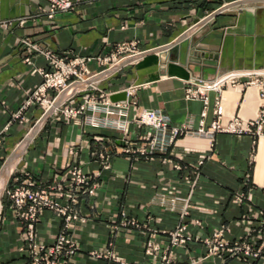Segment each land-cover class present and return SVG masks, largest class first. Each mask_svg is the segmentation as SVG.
I'll list each match as a JSON object with an SVG mask.
<instances>
[{"label": "crops", "instance_id": "1", "mask_svg": "<svg viewBox=\"0 0 264 264\" xmlns=\"http://www.w3.org/2000/svg\"><path fill=\"white\" fill-rule=\"evenodd\" d=\"M70 1V12L47 21L45 0H0V22L12 23L0 29V173L15 159L4 187L0 182L1 195L14 179L40 188L65 184L68 169L76 166L93 195L79 196L72 207L77 220L68 235L76 253L68 264H245L239 256L213 253L211 236L222 231L220 240L229 244L247 236L257 240L264 221V126L261 136L181 134L163 151L141 156L134 151H147L152 132L133 119L154 110L170 126L192 132L216 116L255 120L260 99L256 87L243 85L249 79L204 92L205 103L188 99L186 91L230 72L264 70V0ZM20 19L25 23L18 26ZM22 40L64 60L107 56L116 44L136 42L142 53L133 63L122 60L113 74L95 81L104 93L130 89L125 131L90 126L85 116L59 118L46 121L23 153L15 154L40 110L32 103L20 121L12 116L41 81L35 68H49ZM85 66L89 74L106 68L93 60ZM97 95L86 92L72 105L88 97L99 104ZM5 202L0 264H26L21 228ZM177 226L189 240L171 246L167 233ZM61 228V218L43 211L35 239L49 245ZM253 264H264V248Z\"/></svg>", "mask_w": 264, "mask_h": 264}, {"label": "built area", "instance_id": "2", "mask_svg": "<svg viewBox=\"0 0 264 264\" xmlns=\"http://www.w3.org/2000/svg\"><path fill=\"white\" fill-rule=\"evenodd\" d=\"M46 9L43 18L51 21L57 14L68 13L72 10L73 4L70 0H45ZM242 1V0H237ZM226 5V4H223ZM25 23L24 19L16 22L18 26ZM11 22H0V29L7 30ZM21 44L33 52L41 54L45 62L49 65L47 70L35 68L36 74L40 77V83L27 95L17 112L12 116L14 120L20 121V114L26 110L30 104L35 103L40 110L37 120L45 117V121H55L59 118L63 120L74 119L85 116L90 126L102 124L110 126L115 131L123 133L126 122L122 119L126 116V109L129 106L127 97L130 89L125 88L110 93L100 91L95 84L97 78L105 79L113 74L116 65L122 60L133 63L142 52L136 50L137 43H120L112 47L107 56H97L91 58H72L69 60L60 59L50 52H42L32 46L27 40H22ZM93 60L97 64L105 65L106 68L94 74H89L86 64ZM26 65L31 63L25 59ZM32 66V65H31ZM237 78L249 79L244 82L245 86H252L258 89L260 103L258 114L255 120L241 122L236 118L222 121L218 116L207 127L199 122L195 131H190L187 126L172 127L167 121L154 110H142L134 119L133 123L137 127L148 128L152 134L148 140V147L134 152L145 156L146 154L161 152L171 144V142L181 134L194 135L196 137L211 138L213 134L224 133L231 135L261 136L264 126V70L249 72H230L215 82L203 84L195 90H187L188 99L201 98L205 103L204 92L213 91L218 93L227 84L233 85ZM88 81V82H87ZM79 87L74 89L75 87ZM97 92L98 103L90 100V97L83 98L78 105L73 106L76 98L86 92ZM125 92V100L110 103L108 97ZM52 108L49 114L45 115L46 108ZM89 115H86V113ZM97 113L102 117L96 118ZM45 115V116H44ZM114 116L115 118H112ZM203 116V114H202ZM126 139H129L125 134ZM128 153V150H125ZM102 158L101 155H99ZM93 195V187L89 184L88 178L81 173L79 168L72 166L67 171L65 184H53L49 187H35L32 182L26 180L17 182L5 191V196L9 200L10 207L16 222L21 228L23 235V251L26 253V264H68L76 253V244L68 231L74 221L77 220L72 212V207L77 203L79 196ZM59 201L64 204L60 205ZM43 211H49L62 220V228L49 245L42 244L35 239V224ZM133 225V224H132ZM257 240L247 236L239 243H226L220 240L222 231H218L211 236L213 246L211 251L217 253L225 252L231 257H241L245 264H253L260 256L264 248V221L257 227ZM171 246L184 244L189 240L185 236L184 227L177 226L167 233ZM258 243V245H257ZM150 250H155L150 248ZM147 250L146 252H149ZM94 257L100 256L94 254ZM113 261L115 259L110 257ZM165 263V259H162Z\"/></svg>", "mask_w": 264, "mask_h": 264}, {"label": "rangeland", "instance_id": "3", "mask_svg": "<svg viewBox=\"0 0 264 264\" xmlns=\"http://www.w3.org/2000/svg\"><path fill=\"white\" fill-rule=\"evenodd\" d=\"M88 82V81H87ZM77 88H79L78 86L77 87H75L74 89H77ZM47 110V108L45 109V111ZM52 110V108H49V112ZM49 113H46L45 112V115L47 116ZM44 115V116H45ZM43 119V124L39 127V129H38V131L42 128H44L45 127V125L47 124V122L45 121L46 119H45V117H42L40 120H38L36 123H35V125L33 126V128H31V129H29L28 131H27V133H25L24 135V139L18 144V145H20V144H22L23 145V150L22 151H20L19 152V154H22L23 153V151H24V149L25 148H27V144L29 143V142H31V140L33 139V138H30V139H28V141L27 142H25V144H24V141L26 140V137L29 135V133L37 126V124H39L40 122H41V120ZM61 120V119H60ZM49 121H51V120H48V122ZM17 146V145H16ZM14 154V153H13ZM9 158H13L12 157V155L9 157ZM14 158H17V157H14ZM11 162H12V164H11ZM13 162L15 163V159H12V161H10V163H8V164H5V166H4V169L2 170V172L0 173L1 175H0V181L2 182V180L5 178V175H6V173H7V170L9 169V167H11L10 165H14L13 164ZM15 166V165H14ZM6 167V168H5ZM12 171V170H11ZM9 176V175H8ZM6 180V179H5ZM5 180H4V182H3V187H4V184H5ZM2 186H1V188H2ZM1 189H0V210H2L3 208H4V205H5V198H7L5 195L3 196V194L1 195Z\"/></svg>", "mask_w": 264, "mask_h": 264}, {"label": "bare ground", "instance_id": "4", "mask_svg": "<svg viewBox=\"0 0 264 264\" xmlns=\"http://www.w3.org/2000/svg\"><path fill=\"white\" fill-rule=\"evenodd\" d=\"M163 52V51H162ZM46 113H49V107L47 108V110H46ZM43 124V119L41 120V122L39 123V124H37V126L29 133V135L26 137V140L24 141V144H25V142H27L28 141V139H30V138H33L35 135H36V133H37V131H38V129H39V127L41 126ZM24 139V138H23ZM23 142V141H22ZM23 150V145L22 144H20V145H17L16 146V148H15V154H17L18 152H20V151H22ZM19 156H20V154H19ZM18 156V157H19ZM17 162V161H16ZM11 164H12V162H11ZM13 164H14V162H13ZM11 167H9V169L7 170V173H6V175H5V178L2 180V183H1V185H3V182H4V180L8 177V175L11 173V170L13 169V167H14V165H10ZM6 168V167H5ZM2 176V175H1ZM1 182V181H0ZM0 189H1V187H0Z\"/></svg>", "mask_w": 264, "mask_h": 264}, {"label": "water", "instance_id": "5", "mask_svg": "<svg viewBox=\"0 0 264 264\" xmlns=\"http://www.w3.org/2000/svg\"><path fill=\"white\" fill-rule=\"evenodd\" d=\"M108 99H109L110 102L123 101V100H125V93L124 92H120V93H117V94H114V95H110ZM33 125L34 124H32V126Z\"/></svg>", "mask_w": 264, "mask_h": 264}]
</instances>
